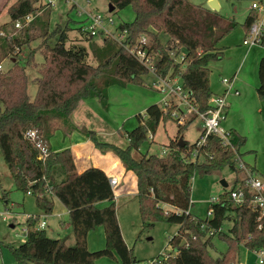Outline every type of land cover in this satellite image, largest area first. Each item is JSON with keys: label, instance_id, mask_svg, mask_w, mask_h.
Wrapping results in <instances>:
<instances>
[{"label": "trees", "instance_id": "obj_1", "mask_svg": "<svg viewBox=\"0 0 264 264\" xmlns=\"http://www.w3.org/2000/svg\"><path fill=\"white\" fill-rule=\"evenodd\" d=\"M108 1L115 6L114 10L131 5L135 12L133 21L121 22L118 26L126 30L121 43L108 36L98 43L81 26L73 28L70 21L58 23L50 30V10L43 16L38 15L35 0H16L8 8L10 20L0 26V62L7 57L14 60L9 70L0 69V102L3 104L0 151L17 189L33 194L41 210L52 213L54 202L49 194L64 204L75 238V243L69 245L66 238L50 237L45 227L37 228L40 216H31L27 219L25 241L10 247L19 264H96L97 258L115 254L121 264L140 262L123 237L107 173L97 166L78 171L70 148L57 152L49 148L46 159H40L38 149L25 138L24 132L36 127L48 144L50 136L44 129L49 126L50 115L70 123L82 99L97 98L107 107L110 87L142 84L144 76L151 72L150 67L129 51L140 43L142 36L149 39L142 48L156 75L179 78L189 93L191 104L197 111L204 112L209 109V97L213 94L209 63L223 58L220 42L240 25L234 18L190 0ZM28 14H33L34 19L22 28L15 27V22ZM258 16L259 12L253 8L247 14L242 23L247 31ZM73 29L89 41V46L71 37ZM162 32L169 36L166 42L161 38ZM37 38L43 39L44 62L36 78V96L31 100L25 64L33 62V52L25 64L20 62L19 54L24 45ZM259 44L264 47V29ZM171 51L177 54L184 51V59L176 62ZM90 53L95 63L89 61ZM258 76L257 93L264 99V57L259 62ZM170 112L152 104L145 111L146 119L139 113V124L127 132L129 144L126 147L99 141L94 130L88 131L97 148L112 152L135 174L143 227H152L157 222L179 225L169 239L172 252L163 259V264H238L241 245L251 251L264 250V214L252 205L253 193L242 179L238 180L245 191L241 204L235 205L230 190L225 188L220 202L209 205L208 211L214 209L212 217L200 219L190 211L195 172L209 173L226 166L234 169L237 153L242 155L240 149L246 143L244 135L231 129L228 131L231 145H225L216 134L208 135L201 145L198 144L200 139L192 145L184 140V145H180L179 137L197 116L194 114L183 124L174 118L179 133L166 146L164 155L146 153L140 158L132 155L134 149H139L149 139L150 132L154 135L162 119L173 118ZM199 154L204 155L203 161L196 157ZM56 166H62L66 174L61 181L53 178ZM103 201L107 204H98ZM226 219H233L229 232L222 230L215 235L226 241L227 250L213 256L210 248L214 235H208V230L222 227ZM99 226L105 230V246L89 250L88 234ZM184 239L186 242L182 245Z\"/></svg>", "mask_w": 264, "mask_h": 264}, {"label": "rangeland", "instance_id": "obj_2", "mask_svg": "<svg viewBox=\"0 0 264 264\" xmlns=\"http://www.w3.org/2000/svg\"><path fill=\"white\" fill-rule=\"evenodd\" d=\"M16 0H0V26L6 24L10 20L8 13V8ZM196 5L208 6L209 0H190ZM221 3V8L219 12L223 15L234 18L240 23V25L227 34L223 39V44L230 42L231 44H236V47L243 46L244 39L247 36V31L242 23L245 21L247 13L250 10L251 4L255 0H219ZM258 1L264 10V0L263 2ZM81 5L89 10H95L97 13L104 16L105 20L108 16H111L113 23H108V29L114 34H119V29L117 27L121 22H131L135 19V12L133 7L127 6L123 9H116L114 11L109 10L110 2L108 0H91V4L87 5L85 0L80 1ZM38 6V5H37ZM38 15H45V11L50 10L49 15V25L50 30H52L56 24H65L70 21L73 23V28L80 26V22L85 19V14H79L77 9L71 8V4H67L65 0H56L53 7L47 8L44 6H38ZM260 16L264 15L263 11H259ZM75 21V22H74ZM87 23V22H86ZM71 37L75 41H81L87 46H89V41L83 38L82 35L76 30H72ZM103 34L95 37L98 43L102 42ZM148 38V37H147ZM161 38L164 42L169 38L168 34L162 32ZM227 39V40H226ZM226 40V41H225ZM42 38H37L22 47L19 54V59L22 64H25L28 60L30 53L33 52V62L31 64H25V71L28 76V95L30 99H34L37 92L36 78L39 76V68L44 62V54L42 52ZM222 42V41H221ZM222 44V43H221ZM231 45V47H233ZM254 46V45H253ZM246 47V46H245ZM252 47V46H251ZM256 49H262V45L255 44ZM253 47V48H254ZM226 50H229L227 47ZM264 52V51H263ZM263 52L261 54H263ZM213 60L210 69V84L215 90L217 86L221 85L222 78L231 79L233 76L229 74L223 68H219L218 65L225 60ZM89 61L95 63L92 54L90 53ZM14 65V60L11 57L4 58L0 62V69L2 71H7ZM258 70V69H257ZM254 69L249 72H244L241 79L249 84L258 81V72ZM155 82V76L151 72L144 76V82L142 84L129 83L125 87L122 86H112L109 88V98L107 107L103 106L98 102L97 107H93L89 110V116L91 119L94 118L96 126L98 129L96 131V137L99 141L110 142L121 147H126L129 144V139L127 138V132L135 128L139 124L137 115L141 113L145 114L147 107L152 104H158L162 109L166 110V105L164 102V96L166 92H162L153 83ZM172 86L180 84V81H175L174 79L170 82ZM256 91V92H255ZM254 93L258 96V100L264 102L257 93L256 87H254ZM219 94V93H218ZM168 100H172L175 104H178L185 112L184 114L188 119L193 117L195 113L192 109L185 107V101H182L175 95H169ZM91 98L82 99L90 100ZM96 101V100H95ZM263 105V104H262ZM174 106L175 108H171ZM257 106L261 104L252 105V102H245L239 107L238 111V121H243L245 124L243 128L248 126V134H244L246 138V143L240 149L242 154V159L249 166H255L257 172L261 175L264 174V113L260 111ZM3 104L0 102V112ZM171 108V109H170ZM249 110H246V109ZM168 112H170L173 118L162 119L159 123L154 135L149 133V139L146 140L139 149H134L132 155L135 158H140L143 154H157L162 155L163 150L169 144L171 139L176 138L179 133L178 122L174 119L181 113L177 109L176 105H169L167 107ZM226 119V117H225ZM223 120L222 125L225 124L226 120ZM103 120V122H102ZM52 125H59L65 129H70L69 123H65L64 120H56ZM203 120L197 115L193 121L187 126V128L182 133L185 141H188L191 145L197 142L203 133ZM81 134H88L81 132ZM90 136V135H89ZM153 136V139L151 137ZM181 137V136H180ZM179 137V138H180ZM93 144H95L93 142ZM49 146V145H48ZM96 146V145H95ZM97 148V147H96ZM99 149V148H98ZM100 150V149H99ZM107 153L109 151H102ZM205 159L204 155L199 157V161ZM64 172L62 166H56L53 178L55 181L61 180L58 174ZM242 172H238V165L236 162L235 168L226 166L219 170H213L209 173L195 172L192 179V190H191V201L193 202L190 207V211L193 215L200 219H205L210 217L208 208L211 204V199L213 197L219 196L225 188L230 190L231 188L237 186L239 179L242 178ZM226 180L228 186L224 187L221 183L222 180ZM6 193V194H5ZM136 191L134 194L130 195L124 193L121 195L116 202V209L118 214V219L121 222V228L123 236L128 246L133 250L134 255L140 261V264H148L157 257L163 259V255L172 252V248L169 245V239L178 231L179 225L175 223L167 222H157L154 226L149 228H144L140 211L139 203L136 197ZM6 195V196H5ZM5 196V198H4ZM50 198L54 202L53 215L49 213L48 221L51 225L46 226L45 230L48 236L53 238H66L69 245L75 243V238L73 234L72 227L70 225L69 213L65 215L56 214L66 207L64 204L52 194H49ZM52 196V197H51ZM168 208V207H167ZM67 209V208H66ZM42 214L45 211L41 210L37 203L35 196L31 193H24L23 191L17 189L12 174L6 166L3 155L0 151V264H19L10 247L17 246L24 242L26 239L27 231V217L31 214ZM60 219L69 223V226H61ZM13 225V226H12ZM233 226V219H226L223 222L222 228L225 232H229L230 228ZM98 233L101 239L98 237ZM89 235H91L89 237ZM67 242V241H66ZM105 230L103 226H99L96 229L90 231L87 238L88 248L97 250L105 246ZM212 247L210 248V253L213 256L221 255L227 250V243L218 235H214L212 238ZM90 250V249H89ZM259 254L255 251H251L244 245L240 246L239 252V262L238 264H260L258 262ZM96 264H121V261L117 254L115 256H102L95 260ZM34 264V263H31Z\"/></svg>", "mask_w": 264, "mask_h": 264}, {"label": "built area", "instance_id": "obj_3", "mask_svg": "<svg viewBox=\"0 0 264 264\" xmlns=\"http://www.w3.org/2000/svg\"><path fill=\"white\" fill-rule=\"evenodd\" d=\"M80 1L81 0H65L67 4H71V8L77 9L79 14L82 13L85 14V19L80 22L81 23L80 26L82 27L83 31H85L88 34V36L95 38L98 35L103 34V37L108 36L120 43L125 39L126 30H121L117 27V29H119L120 32L118 35H116L108 29V24L106 22L110 24L113 23V19L111 16H108L107 19L105 20L103 15L97 13L95 10H89L86 7L82 6ZM85 1L87 5L91 4V0H85ZM55 3L56 0H35V5L38 6L42 5L47 8L53 7ZM252 8L264 12L258 1H254L252 3ZM33 19H34V15L28 14L23 19L17 20L15 22V27L22 28L25 25H28ZM263 29H264V15L261 17L259 14L258 18L251 25L249 31H247V36L244 39L243 43L249 46L259 44L260 35ZM148 41L149 39L146 36H142L140 38V43L133 48H129V51L131 54L136 56L140 62L149 65L151 73L154 74L155 76V82L153 83L154 87H156V89L162 92H166L164 96L166 110L165 109L164 110L167 111V107L169 105H176L177 109L181 113L179 116L176 117V119L178 120L179 123L182 124L186 122L188 117H186V115L184 114L185 111L178 104H175L174 101H173L174 104H172L171 103L172 100L170 101L168 100L169 98H167L169 95L172 94L175 95L182 101H185V107L187 108V110L189 108L192 109L195 112L194 114L199 115L203 120L204 130L200 137L198 143L199 145L205 143L207 136L210 134L218 135L225 145H231L230 137L228 133L229 130H225L222 126V121L226 117L227 108H228V102L226 98V93L228 91V88L225 90V93L222 94L213 93L209 97L210 107L208 110L204 112L197 111L196 108L191 104L189 100V93L186 89H184L179 78H174V80L175 81L179 80L180 84H177L176 86H172L170 82L173 79L156 75L153 65L150 64L151 61L149 60L146 50L142 48V46L144 44H147ZM171 55L174 57V60L176 62H180L184 59L185 52L183 51L182 53L177 54V52L171 51ZM222 82L226 85H231L232 79L222 78ZM235 93L238 94L239 92L235 91ZM146 117H147L146 113L142 115L143 119H146ZM24 136L26 139L31 141L36 146V148L39 151V158L45 160L46 157L49 155L50 150L48 144L46 143L39 129L36 127L28 128L24 132ZM151 139H153V136L151 137ZM166 151L167 149L165 148L162 152V155H164ZM200 156H203V154L196 155L198 159ZM236 157H237L236 162L238 165V169L243 174L241 179L243 183L248 187V189L253 193V198L251 200V203L255 208L260 209L262 214H264V178L260 176V174L257 172L255 168L249 166L246 162H244V160L238 153ZM109 180L112 187H115L118 184L117 176H111ZM48 187H49L48 189H50L51 185H48ZM230 195L235 205H239L244 201L245 191L243 190V188H241V183H238L237 186L230 189ZM211 202L212 203L220 202V195L217 197H213L211 199ZM209 214L210 217L213 216L214 214L213 208L209 210ZM45 225L46 222L42 221L38 224L37 228L38 229L44 228ZM203 227H205V225H203ZM222 230H223L222 227L210 228L208 230V235H215L221 232ZM25 235L27 236V231ZM255 252L259 254L258 262L260 264H264V250H259ZM169 255L170 254L163 255L164 256L163 259L167 258ZM163 259H159L157 257L148 264H163Z\"/></svg>", "mask_w": 264, "mask_h": 264}, {"label": "crops", "instance_id": "obj_4", "mask_svg": "<svg viewBox=\"0 0 264 264\" xmlns=\"http://www.w3.org/2000/svg\"><path fill=\"white\" fill-rule=\"evenodd\" d=\"M259 1L263 2V0H259ZM218 3L221 8V3L219 0H218ZM251 9H252V4L250 7V10ZM257 11L259 12V10ZM231 45L233 44H231L230 42H227L226 45L223 44V40L222 42H220L219 46L223 49L224 56L226 59L218 65L219 68H223L229 74L233 73V76L231 78L232 79L231 85H226L221 80L222 86L218 85L217 86L218 89L215 90L214 88H212L213 87V84H212L211 89L213 93L222 94V93H225V90L228 88V91L226 93L228 108H227V114H226V119H225L226 122L225 124L222 125L223 128L225 130L234 129L237 132H239L241 135H244V134L249 135L248 126L246 128H243L244 127L243 125L245 124V122L238 121V111H239L238 109L239 107H241L243 103L249 101V102H252V105L261 104V106L256 107V110L259 108L263 114L264 113V102L262 101L260 102L258 100V96L256 95V93H254V87H256V90H257V87L260 83L259 78H258V81L256 80V82H254V84L253 83L249 84L248 82H244L241 79V77L244 72H249L253 69L256 71L258 69L259 62L264 57V52H263L264 47L262 46L263 47L262 49H256L254 47L255 45L249 46V45L244 44L243 46H240V44H238L239 47H236L235 46L236 44H234L233 47H231ZM257 45H260V44H257ZM227 47L229 48V50H226ZM262 52L263 54H261ZM211 63L212 61L209 63V67H211L210 66ZM235 91H238L239 93L236 94ZM98 102H100V100L97 98H91L90 100H87V101L84 100L80 102L78 107L76 108V110L73 112V114L70 117V123H69L70 129L64 130L61 127V123L59 125H52L53 122H56L55 119L56 120H60V119L56 118V116L50 115L48 117V122H47L49 126H47V129H44V131L47 132V134L50 136L47 139L49 148L54 152L61 151L66 148L72 149L74 157H75L77 170L80 172L85 170L88 167L97 166V167L102 168L107 173L109 178L111 176H117L118 184L115 187H113L116 200L124 193L132 195L134 194V191H136L135 195L137 197V181H136L135 174L131 170H127L124 164L122 163V161L119 158H117L112 152L104 153V152H101L98 148H96L95 144H93V141L88 134L87 135L81 134V132L86 133L87 130L88 131L94 130L95 132L97 131L99 126L98 125L96 126L94 122V118H92L91 116V119H90V116L88 114H89L90 109L98 106ZM100 104L102 105L101 102ZM246 110H249V109L247 108ZM253 168H255V166ZM60 172L61 173L58 174V177H60V179L62 180L65 178L66 174L62 171ZM262 175L263 176L261 175L260 176L264 178L263 173ZM48 184L51 185L49 181H48ZM53 197H56V196L53 195ZM98 204L106 205L107 202L103 201ZM68 213H69L68 209L65 208L56 214L65 215ZM36 215L37 214L28 215L27 219L31 216H36ZM38 215L40 216V219H41L40 222L42 221L46 222L45 228L46 226L51 225L50 222L48 221V217L50 214L45 212L42 214L39 213ZM59 221H60L61 226L63 227H65L66 225L69 226V223H66L62 219H60ZM119 223L121 227L120 220H119ZM90 236L91 235H89V237ZM98 237L99 239H101V236L99 233H98ZM66 241L68 243V240ZM89 249L91 250L95 248L89 247Z\"/></svg>", "mask_w": 264, "mask_h": 264}, {"label": "water", "instance_id": "obj_5", "mask_svg": "<svg viewBox=\"0 0 264 264\" xmlns=\"http://www.w3.org/2000/svg\"><path fill=\"white\" fill-rule=\"evenodd\" d=\"M208 4H209V7H210L211 9H213V10H215V11H219V9H220V5H219V3H218V0H209V1H208ZM114 8H115V6H114L112 3H110V4H109V10H110V11H113ZM178 143H179L180 145H184V138H183V136H181V137L179 138ZM221 183H222V185H223L224 187L228 186V183H227L226 180H224V179L221 181ZM185 242H186V240L184 239V240L182 241V245H184Z\"/></svg>", "mask_w": 264, "mask_h": 264}]
</instances>
